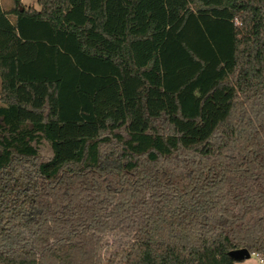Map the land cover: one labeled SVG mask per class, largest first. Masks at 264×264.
Listing matches in <instances>:
<instances>
[{"label": "trees", "instance_id": "trees-1", "mask_svg": "<svg viewBox=\"0 0 264 264\" xmlns=\"http://www.w3.org/2000/svg\"><path fill=\"white\" fill-rule=\"evenodd\" d=\"M0 0V264L264 263V0Z\"/></svg>", "mask_w": 264, "mask_h": 264}, {"label": "rangeland", "instance_id": "rangeland-1", "mask_svg": "<svg viewBox=\"0 0 264 264\" xmlns=\"http://www.w3.org/2000/svg\"><path fill=\"white\" fill-rule=\"evenodd\" d=\"M6 2H7L6 0H3L4 6H6ZM22 6L25 8L39 7L37 0H22ZM235 264H264V263L256 254H252L249 258H246L244 260H237Z\"/></svg>", "mask_w": 264, "mask_h": 264}, {"label": "water", "instance_id": "water-1", "mask_svg": "<svg viewBox=\"0 0 264 264\" xmlns=\"http://www.w3.org/2000/svg\"><path fill=\"white\" fill-rule=\"evenodd\" d=\"M229 255L237 261V260H244L246 258H249L251 256V253L247 248H239L230 251Z\"/></svg>", "mask_w": 264, "mask_h": 264}]
</instances>
